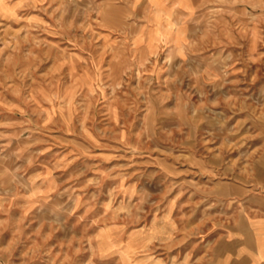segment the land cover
I'll use <instances>...</instances> for the list:
<instances>
[{"label":"rangeland","instance_id":"1","mask_svg":"<svg viewBox=\"0 0 264 264\" xmlns=\"http://www.w3.org/2000/svg\"><path fill=\"white\" fill-rule=\"evenodd\" d=\"M264 215V0H0V264H207Z\"/></svg>","mask_w":264,"mask_h":264},{"label":"crops","instance_id":"2","mask_svg":"<svg viewBox=\"0 0 264 264\" xmlns=\"http://www.w3.org/2000/svg\"><path fill=\"white\" fill-rule=\"evenodd\" d=\"M219 243L207 264H264V215Z\"/></svg>","mask_w":264,"mask_h":264}]
</instances>
